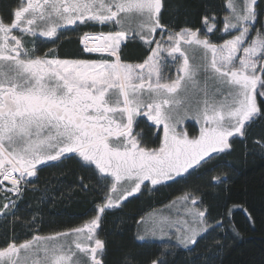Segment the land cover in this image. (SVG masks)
Here are the masks:
<instances>
[{
  "label": "snow or ice",
  "instance_id": "6c2138e0",
  "mask_svg": "<svg viewBox=\"0 0 264 264\" xmlns=\"http://www.w3.org/2000/svg\"><path fill=\"white\" fill-rule=\"evenodd\" d=\"M224 7L222 18L205 14L200 28L178 29L162 22L163 0H17L7 22L0 15V227L12 230L0 246V264H104L107 244L99 233L107 213L142 188L212 171L210 161L264 120L258 0H226ZM96 24L112 30L84 32L80 44L99 59L59 58L35 47L37 38L55 43L65 31ZM217 32L213 42L209 34ZM136 42L147 45V54L141 62H126L125 50ZM141 118L156 129L155 147L136 131ZM188 120L199 124L198 135L185 130ZM253 143L264 150V138ZM68 161L103 192L95 214L81 226L18 241L14 225L30 178L42 166ZM223 182L214 176L209 187ZM79 184L93 190L84 177ZM203 203L198 190L185 192L173 201L175 218L142 217L136 238L194 250L223 227L222 220L209 222ZM37 223L35 216L27 222ZM167 255L144 261L129 255L125 264H169Z\"/></svg>",
  "mask_w": 264,
  "mask_h": 264
},
{
  "label": "trees",
  "instance_id": "16d2710c",
  "mask_svg": "<svg viewBox=\"0 0 264 264\" xmlns=\"http://www.w3.org/2000/svg\"><path fill=\"white\" fill-rule=\"evenodd\" d=\"M225 2L173 0L167 18L172 26H200L205 14L223 15ZM258 4L261 15L255 24L256 29L264 25V0ZM257 138H264V120L251 125L244 142L234 143V139L229 153L207 165L212 171L201 169L189 177L192 182L162 186L152 198H132L125 201L122 207L107 213L100 230L107 244V263L125 264V257L129 255L144 261L167 251L169 264H264V150L253 143ZM41 176L38 194L29 196L28 208H23L21 220L15 222V238L26 232L21 225L29 227L27 222L33 216L37 224L43 226V235H50L66 231V227L95 214L101 190L95 178H90L74 162L44 169ZM214 176L224 177L225 180L215 187H209V181ZM80 177H84L85 183L93 190L83 191L79 184ZM188 188L198 190L203 195L211 220L209 222L222 220L223 227L201 239L191 251L192 254L178 246H169L167 250L164 244L150 247L137 244L135 222L142 213L165 202L167 198L182 195ZM10 232L12 236L11 229Z\"/></svg>",
  "mask_w": 264,
  "mask_h": 264
},
{
  "label": "flooded vegetation",
  "instance_id": "af4514ba",
  "mask_svg": "<svg viewBox=\"0 0 264 264\" xmlns=\"http://www.w3.org/2000/svg\"><path fill=\"white\" fill-rule=\"evenodd\" d=\"M171 1H173V0H163L165 8L163 10L162 22L164 24L169 25L174 29H178L180 27L200 28L199 25L198 26H189V25H184V24L179 25V26L170 25L168 18H167V15H168L167 12H168L169 6L171 5ZM16 6H17V0H0V15L4 16V19L6 22L10 19V17H9L10 10L15 8ZM110 30H112L111 25H106V26H101L98 24L92 25V26L81 25L78 28H76L75 30L65 31L62 34H60L59 38L56 40L55 43H53L51 41H45L43 38H37L36 42H35V47H36V49H38L39 54L46 53L50 49H52L58 54L59 58L99 59L100 54H87V53H84L82 51V45L80 44V37L84 34V32H89V33L95 34V33L101 32V31L107 32ZM157 39H159V35L157 36ZM147 51H148L147 45H144L140 42L129 44L127 49L125 50L123 59L126 62L138 63V62H141L145 58ZM169 67L171 70V74L174 77L175 76V66L170 64ZM189 124H191V125H189ZM189 126L193 127V130L189 129L190 131H192L191 135H198L199 124H197L195 121L192 123L186 121L185 125H184L186 131H187ZM136 131H142L144 133V139H145V141L148 142L149 146L155 147L157 145L158 141L156 138V129L148 128L147 124L143 121L142 118H141V120H140V122L136 128ZM160 135H162V133ZM227 153H229V152H227ZM227 153L219 155L214 160L210 161V163L214 162L215 160H217L219 158H222ZM47 168H49V167H43L42 166V170L38 173V175L36 177L30 178L31 183L27 186V190L24 192L23 198L19 203V210L17 212V216L19 217V219L17 221L21 220V214L20 213L22 212L23 208L24 207L28 208V204H30L29 196L38 194V192L41 188V181L40 180L42 179V176H41L42 171L44 169H47ZM171 183H173V182H169L168 184H171ZM168 184H166V185H168ZM166 185H163V186H166ZM149 187H151V186H149ZM160 187H162V186H157L156 188H160ZM152 191H154V188H152L150 190H145V188H142L141 193L136 194L133 197H129L128 200L132 199V198H135V199H137V198H150V197H152L153 194H155V192H153V194H152ZM0 196H3V193H0ZM0 203H2V202L0 201ZM90 218L91 217H86V218H84V220L82 222L80 221L81 223L79 222L78 224H73L71 226H68L64 230H68V229H71L74 227L81 226L84 222H86ZM3 223H4V221H0V224H3ZM17 224H20V223H17ZM21 226L23 229H25L26 232H24L21 235L16 237V239L20 242H22L25 239L31 238V236L33 234H36V233L43 235L44 228L41 224H37L34 227H27L26 224H22ZM10 229H11V226H9L8 228L0 227V246H3V244L5 243V239L7 237H11ZM99 236L101 239L104 240V237L100 233H99ZM106 259H107V248H106V253L104 254V264H108Z\"/></svg>",
  "mask_w": 264,
  "mask_h": 264
},
{
  "label": "rangeland",
  "instance_id": "374dc122",
  "mask_svg": "<svg viewBox=\"0 0 264 264\" xmlns=\"http://www.w3.org/2000/svg\"><path fill=\"white\" fill-rule=\"evenodd\" d=\"M260 0H258V2H259ZM225 4H226V2H225ZM222 12H224L223 13V15H225L226 14V12H227V9L224 7V10L222 11ZM222 12L220 13V14H222ZM210 15V14H209ZM223 15H221L220 17L222 18L223 17ZM200 27H201V20H200ZM219 37H220V33L219 32H217V33H215V34H209V38L213 41V42H218L219 41ZM225 38H227V37H225ZM188 122H194V121H192V120H188ZM189 125H191V124H189ZM200 127V126H199ZM193 130V127H188V129H187V132L191 135L192 134V131H190V130ZM247 135H248V131H247ZM247 138V137H246ZM244 142L245 141V139H239V138H237L236 140H235V142L234 143H237V142ZM211 164V163H210ZM209 164V165H210ZM216 175H218V174H216ZM223 180H225L224 179V177H223ZM186 181V183L187 182H192V179H190V178H188L187 180H184V182ZM181 182H183V181H181ZM178 183H180V182H178ZM219 185V184H218ZM150 189H152L151 187H149V188H145V190H150ZM158 189H160V188H154V191H152V194H153V192H155V194L157 193V190ZM186 190V189H185ZM188 191H193L192 190V188H188L187 189ZM187 190L186 191H183V194L185 193V192H187ZM182 194V195H183ZM182 195H176V196H173V197H171V198H167L166 199V201L165 202H163V203H161V204H159V205H156V206H153L152 208H149L148 210H146V211H144L143 213H142V215H141V217L140 218H138L137 220H136V222H135V226H136V237H137V235L138 234H142V229L138 226V224H137V222L138 221H140L141 220V218L143 217V222H148L149 220H150V218H154V217H158L160 214H163V215H165V216H171V217H173V218H175L177 215H178V213H177V207H178V205L176 206V207H173L172 205H173V201H177L178 200V198H180ZM103 196V192L101 191V197ZM150 198H152V197H150ZM152 200V199H151ZM203 201H204V203H203V205L201 206L202 208H206L207 209V206L205 205V200L203 199ZM1 202H3V201H1ZM208 219H209V221H211L210 220V218L208 217ZM135 242L137 243V244H143V245H146L147 247H150L151 245H155V244H166V243H169L167 240H160V239H151V238H149V239H147V240H145V241H140V240H138L137 238H135ZM175 242L173 241V242H171V244H174ZM171 246V245H170ZM169 248H167V250H168ZM185 251L188 253V254H192L193 252H191V251H189V250H186L185 249ZM193 251V250H192Z\"/></svg>",
  "mask_w": 264,
  "mask_h": 264
}]
</instances>
